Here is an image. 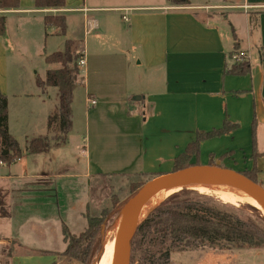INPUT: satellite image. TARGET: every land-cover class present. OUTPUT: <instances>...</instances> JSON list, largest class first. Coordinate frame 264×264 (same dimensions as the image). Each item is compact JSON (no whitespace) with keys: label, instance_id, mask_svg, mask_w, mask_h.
Instances as JSON below:
<instances>
[{"label":"crops","instance_id":"0c3cea01","mask_svg":"<svg viewBox=\"0 0 264 264\" xmlns=\"http://www.w3.org/2000/svg\"><path fill=\"white\" fill-rule=\"evenodd\" d=\"M188 1L186 6H173L168 0L105 6L104 0H65L62 9H37L33 0H19L17 9L0 10V17L5 19V32L0 36V92L7 98L8 130L11 132L10 107L19 104L14 106L18 108L16 112L25 111L29 115H20V123L24 122L26 130L38 131L37 135L25 137L24 147L19 146L21 150L25 152L29 138L49 133L55 137L56 129H48L47 119L58 106L57 89L41 90L36 80H45V58L63 52L65 43L70 42L85 66L73 90L72 125L68 134L75 128L81 134L85 131L86 145L81 153L88 155L81 174H74V179L115 175L99 170L95 164L100 160L99 154L109 155L102 150L109 144L114 148L110 155L116 157L121 175L132 173L151 180L167 174L172 172L174 160L195 142L198 133L219 130L225 120L235 128L200 143L198 161L202 165L199 166L213 161L241 172L255 169L256 178L264 176V0ZM103 13L121 17L126 14L130 23L127 35L119 32L117 42H110L104 33H97L92 36L95 43H90L92 28L100 26L95 16L101 17ZM46 16H64L65 34L60 35L56 27L46 26ZM232 18L237 19L236 23ZM13 46L22 48L23 53H9ZM237 52L246 55L242 63L249 66L246 75L228 73L231 66L240 64L232 60ZM34 59L45 65L43 75L36 71L26 73V66ZM152 66L161 69L159 81H154L156 88L133 101L132 96L139 93L130 87L134 73ZM128 68L133 73L131 77ZM89 99L95 100L96 105L90 106ZM254 119L255 150L260 155L255 161L252 159ZM89 135L95 137L92 145ZM91 149L96 150L94 155ZM50 151L24 155L10 165L0 163V264L8 260L10 264H59L66 257L62 255L65 248L58 246L59 250H55L58 234L62 236V228L66 227L78 235L68 227L71 216L68 212L57 219L59 223L55 227L46 223L47 232L44 226L39 227L30 219L36 217L34 212L38 211L39 203L25 196L40 191L47 193L55 185L50 180L67 178L63 172L29 173L28 159H37L34 160L37 163L41 155ZM195 162L193 157L191 163L196 165ZM23 180L35 182L22 186L19 181ZM42 180L47 182L39 184ZM25 225L36 234L41 246L33 253H16L10 243L15 242L17 228ZM44 231L51 235L50 247L45 244Z\"/></svg>","mask_w":264,"mask_h":264},{"label":"trees","instance_id":"16d2710c","mask_svg":"<svg viewBox=\"0 0 264 264\" xmlns=\"http://www.w3.org/2000/svg\"><path fill=\"white\" fill-rule=\"evenodd\" d=\"M173 6H186L188 0H168ZM37 9H62L65 0H33ZM19 7V0H0V10H12ZM46 26L56 27L60 35L66 31L64 16H46ZM5 32V19L0 17V36ZM77 54L72 43H65L63 52L53 53L45 58L47 66L44 81L36 80L37 86L57 89L58 106L48 117L47 127L56 129L61 137H35L27 141L25 152L21 150L17 140L8 130L7 98L0 92V163L10 165L24 155H38L53 148L63 147L71 129V102L73 90L77 85L79 69ZM250 71L247 64H234L228 73L232 75H246ZM235 126L225 120L219 130L209 133H198L194 143L187 146L185 152L179 155L173 164L172 171H179L193 166L194 157L196 166L198 161L199 145L202 141L222 136ZM255 119L252 127V159L255 161L260 155L255 150ZM209 166L215 163L210 161ZM223 168L222 166H220ZM245 177L257 183L256 170L242 173ZM143 184L136 185L133 192ZM187 190H181L151 211L137 227L131 241V252L140 251L139 264H170L171 254L183 249H209L212 251H237L242 249H264V216L249 203H242L237 208L225 206L208 197L190 198ZM222 206V208H220ZM230 207L237 211L249 212L252 216L242 219L238 214L224 209ZM106 215V214H105ZM86 229L78 234H72L62 228L65 250L63 256L87 263L88 252L92 240L100 232L103 217L85 216ZM5 264H10L9 260ZM130 264H133L130 262Z\"/></svg>","mask_w":264,"mask_h":264},{"label":"rangeland","instance_id":"374dc122","mask_svg":"<svg viewBox=\"0 0 264 264\" xmlns=\"http://www.w3.org/2000/svg\"><path fill=\"white\" fill-rule=\"evenodd\" d=\"M150 0H104L103 5L105 6H114V4L125 3L130 4L133 2L134 4H145ZM152 2L163 1V0H151ZM122 15V14H121ZM126 15V14H123ZM127 17V15H126ZM95 18L99 21V29L93 27L90 33V43L92 42V36L95 34H103L105 35V39L110 42H117L119 37V32L122 36L127 35L129 28V21H122V17L119 14L113 13H103L100 16H95ZM232 20L236 23L235 18ZM30 25V24H29ZM28 27V26H27ZM237 28V34L241 35L240 28ZM98 29V30H97ZM26 32V31H25ZM29 38L30 36L27 35ZM121 37V36H120ZM122 38V37H121ZM30 41V38L26 40ZM100 42V41H99ZM124 43L128 44L127 40H123ZM93 44L95 42H92ZM19 51V52H17ZM22 48H17L13 46L9 48V53H23ZM24 58L27 57V54H24ZM24 62L26 60H23ZM136 63V61H135ZM32 70L31 68H34ZM28 70L31 69V72L26 70L27 74L37 72L38 75H43L45 65L43 63L38 62L36 59L31 60L29 64L26 66ZM143 68V67H142ZM12 72V68L10 69ZM129 76L133 73L130 72V68H128ZM81 75L80 71L77 76V81L79 80V76ZM161 76V69L158 67L152 66L151 68L140 69L134 73L133 78L134 81L130 83V87L132 85V89H137L139 91L138 94L132 96L133 101L138 100L140 94H144L150 90H154L156 88V84L154 81H159ZM79 90V89H78ZM26 102V101H25ZM24 103V101H23ZM51 105V104H50ZM14 106H20L19 104L11 105L10 107V115H11V132H9L17 141L19 146L24 147V139L26 136H32V134L37 135L38 131L34 129L26 130L24 127V122L20 123L22 117H29L28 114H19L16 112L18 108ZM52 108V107H51ZM50 108V109H51ZM56 110L53 109L51 114ZM25 114V115H24ZM50 114V115H51ZM49 115V116H50ZM80 129L75 128L74 131L67 136V143L65 147L62 148H53L51 149L49 154H44L39 157V162H34L33 159L30 158L27 161V167L29 169V173L35 171L47 170L53 173L63 172L65 175L63 177H67L65 179L50 180L51 182H55L54 187L45 192H37L38 194H33L34 196H25L26 199H34L36 200L33 203H39L37 205L38 211L34 212L36 217L30 218L35 224L39 225V227L44 226V229L48 230L45 227L46 223H49L52 227H55L62 217V214L68 212L71 214L70 222H68V227L71 232H82L86 229L84 225L83 217L85 214L90 215L91 217H103V225L101 227L100 232L95 236V239L92 240L91 246L88 252V260L86 264H98L101 260V256L104 250L105 242L108 241L115 231V227L119 225L120 215L124 208V205L127 201L133 196L136 192H133V189L136 185L144 184L150 180V178L138 176L132 173H126L121 175L120 170L118 169L119 164L114 160L116 157H112L111 151L114 150L109 144L108 147H103V153L108 152V154L98 155L100 160L95 161L98 169L101 171H106L109 174L115 175H97L91 176L88 179H74L72 176L74 174H81V171L84 168V163L88 159L87 153L82 154L81 151L83 147L86 145L83 140V136L85 137L86 133L83 130L82 134L79 133ZM44 133V128L42 132ZM50 134V133H49ZM50 135L52 136V134ZM55 138H60L61 135L54 131ZM88 135V132H87ZM90 136V135H89ZM29 138L28 140H30ZM91 145L94 141L95 137L93 135L90 136ZM91 155H94L96 150H90ZM101 162V164H100ZM99 163V164H98ZM200 165L201 161L199 162ZM203 163V161H202ZM100 165V166H98ZM205 166V164H203ZM101 167V168H99ZM97 171V168H92ZM237 173H243L240 170H233ZM62 177V178H63ZM71 177L73 179H71ZM24 185H28L33 183L29 180L19 181ZM47 182L46 180L38 181L39 184ZM257 184H259L262 188H264V176L257 177ZM182 190V189H181ZM179 190V191H181ZM176 191L175 193L179 192ZM188 197L201 199L202 197H208L214 199L216 202L224 204L225 206H233L237 208L240 204L236 201H229L225 198L210 195L206 193H198L195 191H190ZM35 193V192H34ZM173 193V194H175ZM172 194V195H173ZM168 198V197H167ZM166 198V199H167ZM247 203V202H244ZM253 206V205H252ZM28 207V206H27ZM254 207V206H253ZM25 208V207H24ZM222 208V206H220ZM256 208V207H254ZM224 209L235 212L234 209L230 207H224ZM64 211V212H62ZM260 212V211H259ZM236 213V212H235ZM261 213V212H260ZM106 214V215H105ZM242 219H248L252 216L249 212H244L242 210L237 211V213ZM24 215H28V212H24ZM34 215V214H33ZM262 215V214H261ZM35 216V215H34ZM264 216V215H262ZM119 217V218H118ZM27 220L24 221L25 224ZM62 223L65 224L64 221ZM10 230V228H8ZM13 229V228H12ZM264 229V227H262ZM14 230V229H13ZM18 233L16 234L15 242H11L10 246L13 251L16 253H33L36 252L41 244L39 242L38 237L34 234L28 225H25L23 228H17ZM45 232V231H44ZM45 232V244L50 247L52 246V238L51 235L46 234ZM58 244L55 246V250L58 251L59 248L64 250L65 245L62 241L61 233L58 234ZM57 243V242H56ZM59 246V248H58ZM254 252H259L260 256L254 254ZM140 251L131 252L130 262L133 264L140 263ZM170 264H264V249H242L237 251H212L209 249H183L177 252H173L170 257ZM59 264H81L79 261L70 259V258H61L59 260Z\"/></svg>","mask_w":264,"mask_h":264},{"label":"water","instance_id":"95a60500","mask_svg":"<svg viewBox=\"0 0 264 264\" xmlns=\"http://www.w3.org/2000/svg\"><path fill=\"white\" fill-rule=\"evenodd\" d=\"M222 175L214 178L210 175ZM196 180L210 186H240L245 188L249 194L262 206H264V188L256 182L228 168H221L219 164L214 166H196L169 172L144 183L127 201L123 208V216L117 231L114 257L115 264H130L131 241L140 223L133 227L140 208L150 195L157 192L162 186L170 185L183 180ZM119 218V217H118Z\"/></svg>","mask_w":264,"mask_h":264},{"label":"bare ground","instance_id":"6f19581e","mask_svg":"<svg viewBox=\"0 0 264 264\" xmlns=\"http://www.w3.org/2000/svg\"><path fill=\"white\" fill-rule=\"evenodd\" d=\"M210 175L214 178H221L222 175H214L210 173ZM190 190L195 191L198 193H206L210 195H216L222 198H225L229 201H236L239 203L247 202L264 215V206H262L259 202H257L249 192L240 186H210L207 184H203L196 180H183L180 182H176L170 185L162 186L157 192L150 195L148 198L145 199L143 202L139 216L137 217L133 227L137 226L141 223L148 214L153 211L156 207H158L167 197L171 196L173 193L179 190ZM119 225L115 227V231L111 238L105 242L104 250L101 256V260L98 264H115V257H114V248H115V241L118 228L120 226L123 211L120 215Z\"/></svg>","mask_w":264,"mask_h":264},{"label":"built area","instance_id":"2783aa9c","mask_svg":"<svg viewBox=\"0 0 264 264\" xmlns=\"http://www.w3.org/2000/svg\"><path fill=\"white\" fill-rule=\"evenodd\" d=\"M122 20L123 21H127V17H126V15H123L122 16ZM88 33V31L86 30L85 31V34H87ZM232 60L234 61V62H236V63H240V64H242L243 62H245V60H246V55H245V53L244 52H237L233 57H232ZM77 66H78V69L80 70V72L82 71V69L84 68V66H85V61H84V59L82 58V57H79V59H78V61H77ZM88 103H89V105L90 106H95L96 105V101L95 100H91V99H89L88 100Z\"/></svg>","mask_w":264,"mask_h":264}]
</instances>
